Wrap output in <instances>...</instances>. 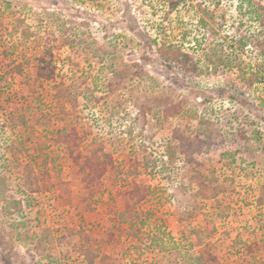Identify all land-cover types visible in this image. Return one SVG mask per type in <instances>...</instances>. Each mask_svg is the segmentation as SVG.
I'll return each mask as SVG.
<instances>
[{
	"label": "rangeland",
	"instance_id": "1",
	"mask_svg": "<svg viewBox=\"0 0 264 264\" xmlns=\"http://www.w3.org/2000/svg\"><path fill=\"white\" fill-rule=\"evenodd\" d=\"M249 2L0 0V264H264Z\"/></svg>",
	"mask_w": 264,
	"mask_h": 264
},
{
	"label": "trees",
	"instance_id": "2",
	"mask_svg": "<svg viewBox=\"0 0 264 264\" xmlns=\"http://www.w3.org/2000/svg\"><path fill=\"white\" fill-rule=\"evenodd\" d=\"M163 1H165L169 5V9H174L180 3H183L185 0H163ZM249 5H250V7L247 6V11H249L251 13L250 14L251 17H253L255 20L259 21L262 29L264 30V7L261 5H255L254 6L253 4H250V2H249ZM199 19L202 20V18H199ZM249 40H251V37H248L246 35H240L235 40H233V41L231 40L230 44H228L229 48H230L229 52L222 53V54L215 53L216 59H212L211 57L209 59L213 61V63H214L213 65H216V63H221L223 65H228L231 67L237 66L239 69L240 68L242 69V65L244 63L243 50H244V47L249 42ZM50 42H52V39L50 40L49 38L44 42V48L45 49L51 50L54 48L53 44H51ZM68 43H69V45H71L72 40H70L67 36H65L64 39L62 40V44H68ZM166 48H167V50H169V52L173 53V57L175 60L177 59V61H179L181 64H183L185 66L191 65L190 67L197 69L198 63L194 61L193 56L191 54H189L187 51L180 50V49H174V47L170 46V45L166 46ZM261 57H263V59H264V53L263 52H261L259 62L256 66V70L254 72H251L253 77L250 76L249 78H247L248 82L250 84L253 83L254 80H256L258 82L264 81V74L261 72L264 69V60H262ZM7 71H9V70H7ZM12 72H14V70ZM9 73H11V72L9 71ZM0 78H2V76H0ZM73 90H74V93H76V94L79 93L78 87L74 88ZM60 95L63 96L62 93ZM60 95H59V97H60ZM83 95H86V94H83Z\"/></svg>",
	"mask_w": 264,
	"mask_h": 264
}]
</instances>
